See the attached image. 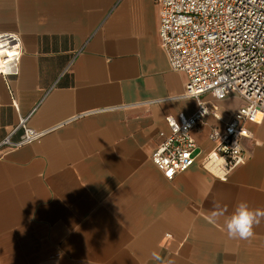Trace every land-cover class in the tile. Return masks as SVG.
<instances>
[{
	"label": "crops",
	"instance_id": "crops-1",
	"mask_svg": "<svg viewBox=\"0 0 264 264\" xmlns=\"http://www.w3.org/2000/svg\"><path fill=\"white\" fill-rule=\"evenodd\" d=\"M159 1L0 0V34L23 45L18 75L0 76V143L25 118L46 132L0 150V264H264V220L248 240L224 224L241 201L264 209V116L226 181L199 161L167 181L151 161L166 117L198 108L162 48ZM200 102L220 116L191 132L203 157L243 101Z\"/></svg>",
	"mask_w": 264,
	"mask_h": 264
},
{
	"label": "built area",
	"instance_id": "built-area-1",
	"mask_svg": "<svg viewBox=\"0 0 264 264\" xmlns=\"http://www.w3.org/2000/svg\"><path fill=\"white\" fill-rule=\"evenodd\" d=\"M159 37L170 68L187 77L183 98L195 99L198 108L189 116L166 117L168 134L151 161L164 179L172 181L197 161L222 181L245 163L243 140L249 123L264 116V0H160ZM0 76L19 73L23 45L14 34H0ZM216 101L237 95L243 105L224 123L212 129L213 148L203 157L191 132L206 118L220 120L214 104L200 102L203 95ZM22 131L17 141L13 136ZM45 131L27 127V118L0 143L15 149L40 140ZM201 157V158H199Z\"/></svg>",
	"mask_w": 264,
	"mask_h": 264
},
{
	"label": "clouds",
	"instance_id": "clouds-1",
	"mask_svg": "<svg viewBox=\"0 0 264 264\" xmlns=\"http://www.w3.org/2000/svg\"><path fill=\"white\" fill-rule=\"evenodd\" d=\"M211 213L214 220L224 217L226 209L219 204L213 205ZM264 220V209H254L246 201L239 202L225 220V228L230 238L248 240L254 235V228Z\"/></svg>",
	"mask_w": 264,
	"mask_h": 264
},
{
	"label": "bare ground",
	"instance_id": "bare-ground-1",
	"mask_svg": "<svg viewBox=\"0 0 264 264\" xmlns=\"http://www.w3.org/2000/svg\"><path fill=\"white\" fill-rule=\"evenodd\" d=\"M5 37H2V38H0V39H4Z\"/></svg>",
	"mask_w": 264,
	"mask_h": 264
},
{
	"label": "rangeland",
	"instance_id": "rangeland-1",
	"mask_svg": "<svg viewBox=\"0 0 264 264\" xmlns=\"http://www.w3.org/2000/svg\"><path fill=\"white\" fill-rule=\"evenodd\" d=\"M227 106H229V107H230V105H227Z\"/></svg>",
	"mask_w": 264,
	"mask_h": 264
}]
</instances>
